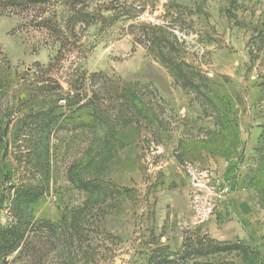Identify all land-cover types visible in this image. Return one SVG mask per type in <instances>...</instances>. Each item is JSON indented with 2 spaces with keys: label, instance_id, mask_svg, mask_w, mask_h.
Returning a JSON list of instances; mask_svg holds the SVG:
<instances>
[{
  "label": "rangeland",
  "instance_id": "374dc122",
  "mask_svg": "<svg viewBox=\"0 0 264 264\" xmlns=\"http://www.w3.org/2000/svg\"><path fill=\"white\" fill-rule=\"evenodd\" d=\"M51 1L0 10V264H264V0Z\"/></svg>",
  "mask_w": 264,
  "mask_h": 264
},
{
  "label": "trees",
  "instance_id": "16d2710c",
  "mask_svg": "<svg viewBox=\"0 0 264 264\" xmlns=\"http://www.w3.org/2000/svg\"><path fill=\"white\" fill-rule=\"evenodd\" d=\"M51 0H0V10L10 9L14 12L24 13L29 22L41 26L47 22V26L55 23L54 21L42 18V14L37 15V12L45 10V6L51 4ZM82 3L80 0H65L59 1V5L66 8V12L69 15V22L66 24L73 25L76 20L85 19L86 16L83 14L82 9L79 8V4ZM56 11V9H54ZM55 11H52L55 13ZM57 13V12H56ZM38 17V18H37ZM57 30L58 28L54 25ZM90 184V183H89ZM42 194V188L38 186H23L19 188V192L16 193V197L13 199V203L10 207L11 221L6 226L0 227V261L3 257L18 251L22 248L25 235L32 226V218L28 212V208L34 203V201ZM21 250V249H20ZM192 250H195L192 247Z\"/></svg>",
  "mask_w": 264,
  "mask_h": 264
}]
</instances>
